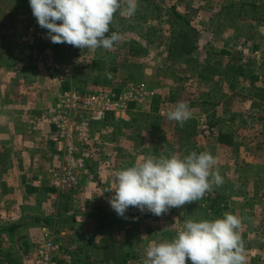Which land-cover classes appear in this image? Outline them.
<instances>
[{
    "label": "crops",
    "instance_id": "obj_1",
    "mask_svg": "<svg viewBox=\"0 0 264 264\" xmlns=\"http://www.w3.org/2000/svg\"><path fill=\"white\" fill-rule=\"evenodd\" d=\"M18 2L0 11L1 28L14 38L8 46L21 58L14 67L0 68V264L36 260L37 247L48 238L60 248L57 264L77 248L88 264H142L147 246L171 242L186 220L214 221L225 212L242 221L246 264H264V102L255 96L264 89L263 37L257 44L258 39L239 36L236 47L234 26L232 36H215L223 28L222 12L203 0H137L134 15H121L123 6L114 14L110 31L122 40L111 50L90 52L51 43L29 13V0ZM242 46L246 56L240 65L256 64L255 83L229 68ZM222 53L224 60L218 59ZM130 81L144 86L142 101L104 122L99 161L77 175L74 190L57 192L52 177L64 146L52 139L46 108L70 87L120 93ZM180 101L192 112L183 127L166 115ZM202 117L217 126L216 136L202 135ZM192 151L217 158L230 198L216 187L210 197L161 216L129 207L128 219L111 208L114 193L104 191L117 171L149 156L183 158ZM109 160L113 173L105 178L102 164Z\"/></svg>",
    "mask_w": 264,
    "mask_h": 264
},
{
    "label": "clouds",
    "instance_id": "obj_2",
    "mask_svg": "<svg viewBox=\"0 0 264 264\" xmlns=\"http://www.w3.org/2000/svg\"><path fill=\"white\" fill-rule=\"evenodd\" d=\"M29 5L51 43H66L90 52L111 50L122 40L121 34L110 31L114 14L122 6L121 15L132 16L138 9L137 0H29ZM191 116L189 105L183 101L167 113V119L181 127ZM217 164V158L207 151H192L183 158L161 153L117 171L114 183L104 192L114 193L108 203L124 219H128L129 207L161 216L171 208L203 199L213 186H222L224 178ZM241 223L231 212L214 221L188 219L171 242L150 243L142 264H186V259L192 264H246L238 231Z\"/></svg>",
    "mask_w": 264,
    "mask_h": 264
},
{
    "label": "built area",
    "instance_id": "obj_3",
    "mask_svg": "<svg viewBox=\"0 0 264 264\" xmlns=\"http://www.w3.org/2000/svg\"><path fill=\"white\" fill-rule=\"evenodd\" d=\"M144 94V86L135 81L127 82L120 93L107 88L88 92L70 87L63 90L56 101L46 108L47 121L53 127L52 139L64 146L61 166L52 177L57 192L74 190L78 185L77 175L90 172L92 164L103 155L98 124L104 123L109 117H116L121 111H127L129 104L142 101ZM200 126L204 135L214 132L204 117L200 120ZM102 165H105V178H108L113 173L112 162H103ZM59 251L53 239H46L37 252L34 264H57Z\"/></svg>",
    "mask_w": 264,
    "mask_h": 264
},
{
    "label": "rangeland",
    "instance_id": "obj_4",
    "mask_svg": "<svg viewBox=\"0 0 264 264\" xmlns=\"http://www.w3.org/2000/svg\"><path fill=\"white\" fill-rule=\"evenodd\" d=\"M203 3L206 7L217 11L218 14L222 12V15H219V20L223 28L217 33H215V36H220L221 38L227 37V34L232 36V26H234L235 37L237 39L234 45L236 47H238L239 41H243V39L248 38L247 36H249V39L252 40L253 38H255L256 40L258 39L257 44L260 39L259 37H263L261 41L264 42V0H203ZM172 5L176 6L177 3L172 2L171 6ZM11 6L13 8L15 7V2H13V0H0V11H4ZM226 24H229L230 28L228 33L226 30ZM239 36H241L242 38L240 39ZM13 39V35L9 36L5 28H0V50H3L4 47L8 46V44L11 43ZM245 52V46H242V48L236 50L237 55L234 59V64L236 66L243 63V56H246ZM263 55L258 56L263 57ZM224 56L225 55H223L222 53L218 56V59L224 60L226 58ZM255 65L256 64L251 63L250 69L256 71L257 68L255 67ZM218 66H222V64H219ZM260 67V72L264 74V67L262 65ZM235 72L238 73V69L235 70ZM205 121L211 128L214 129V132L211 135H204L201 130V126H199V129L205 138L210 139L216 136L219 131L217 126L213 123L211 119L205 118ZM103 124L104 123L98 124V128H101ZM109 162L111 163L110 160ZM225 186L226 184L224 182L223 185L220 187L225 190V198L228 199L230 194ZM215 190L216 186H213L212 190L206 194L205 198L210 197L211 192H215ZM41 247L42 245L40 247L38 246L37 249L39 250ZM126 250L127 249L125 248V252ZM68 256L70 257V259H66V257ZM78 258H80V262L78 261ZM59 261H61L62 264H88V258L86 256V253L79 248L74 249L72 252H68L67 254H65V257H63L62 259L60 258ZM34 262L35 260L31 259V262L27 264H34Z\"/></svg>",
    "mask_w": 264,
    "mask_h": 264
},
{
    "label": "trees",
    "instance_id": "obj_5",
    "mask_svg": "<svg viewBox=\"0 0 264 264\" xmlns=\"http://www.w3.org/2000/svg\"><path fill=\"white\" fill-rule=\"evenodd\" d=\"M13 2H15V7L18 6L19 2L18 0H13ZM29 13L32 12V9L29 8ZM9 24L11 28L12 27V24H13V18H9ZM3 24H1L0 22V28L2 27ZM31 50V47L29 46L28 48V51ZM24 53H22V56H23ZM20 57H16V52L11 50V46H6L3 48V50H0V68L1 67H14L19 61H20ZM97 63L95 64V67H96ZM250 63L246 64V65H238L236 66L235 64L232 66L230 65V70H237L238 69V73H240L241 76H251L252 78V82L255 83L258 81V78L257 76L254 74V70H251L250 69ZM255 96L261 100L262 102H264V89L260 90V92L258 91ZM222 138V137H221ZM222 140V139H221ZM19 225L16 224L15 226H12V227H9L8 229H12L14 227H18ZM86 258V257H85ZM84 258V259H85ZM78 261L80 262V258H78ZM60 264H62L61 261H59Z\"/></svg>",
    "mask_w": 264,
    "mask_h": 264
}]
</instances>
